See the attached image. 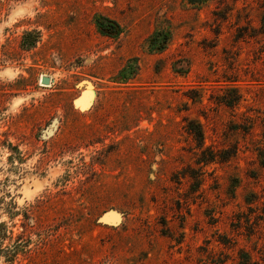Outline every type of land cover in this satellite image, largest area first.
Here are the masks:
<instances>
[{
    "label": "rangeland",
    "instance_id": "1",
    "mask_svg": "<svg viewBox=\"0 0 264 264\" xmlns=\"http://www.w3.org/2000/svg\"><path fill=\"white\" fill-rule=\"evenodd\" d=\"M259 148L264 0H0V264H264Z\"/></svg>",
    "mask_w": 264,
    "mask_h": 264
},
{
    "label": "trees",
    "instance_id": "2",
    "mask_svg": "<svg viewBox=\"0 0 264 264\" xmlns=\"http://www.w3.org/2000/svg\"><path fill=\"white\" fill-rule=\"evenodd\" d=\"M186 131L192 135L193 139L197 142L199 147L203 145V130L201 124L194 120H186ZM258 156L260 158V164L264 166V149H258Z\"/></svg>",
    "mask_w": 264,
    "mask_h": 264
},
{
    "label": "water",
    "instance_id": "3",
    "mask_svg": "<svg viewBox=\"0 0 264 264\" xmlns=\"http://www.w3.org/2000/svg\"><path fill=\"white\" fill-rule=\"evenodd\" d=\"M42 83L47 84L49 83V79L47 77L42 78Z\"/></svg>",
    "mask_w": 264,
    "mask_h": 264
}]
</instances>
